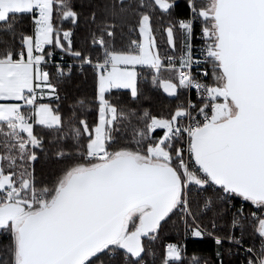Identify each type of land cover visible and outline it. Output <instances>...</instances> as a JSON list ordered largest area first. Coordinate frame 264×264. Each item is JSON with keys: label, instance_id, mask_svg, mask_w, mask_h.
<instances>
[{"label": "trees", "instance_id": "obj_1", "mask_svg": "<svg viewBox=\"0 0 264 264\" xmlns=\"http://www.w3.org/2000/svg\"><path fill=\"white\" fill-rule=\"evenodd\" d=\"M162 1L170 4L168 9L162 8L156 0H53L54 43L46 47L43 54L48 56L53 49L54 59L62 61L63 66L61 71L54 64L43 66L50 71L48 82L56 93L48 103L60 116V124L50 127L34 122L29 136L10 123H0L1 172L11 176L16 188L14 197L19 193V199L30 200L33 195H42V200L49 204L69 174L100 160L101 156L89 157L100 120L99 70L86 62H104L113 54L132 51L140 42L139 29L145 17L150 19L162 63L156 68H138L136 96L120 89L106 94L108 104L114 108V118L104 130V146L109 157L124 152L135 156L146 153L149 143L162 133L161 128L151 130L152 122L174 118L188 102V90L180 84L177 71L163 67V63L169 55L180 62L186 53L188 38L185 40L181 25L191 16L190 0ZM205 4L206 0H198L195 5L202 27L209 26L203 15ZM34 15L33 12L11 13L0 22V60H17L24 56V41L35 31ZM169 29L174 32L173 44ZM64 31L71 32L68 43L63 40ZM60 45L65 49H56ZM216 72L220 69L212 73L213 84ZM22 110L26 113L27 108ZM196 167L203 181L191 182L188 187L193 219L221 241L213 237L186 238L189 232L184 216L174 207L153 230V237L152 234L143 237L140 256L134 257L122 248L110 246L88 264H245L243 253L224 240L239 233L238 228L233 227L231 203H239L243 198L214 184ZM173 169L182 183L181 170L176 166ZM245 205L239 229L244 241L258 248L264 241L260 217L254 214L252 201L245 200ZM41 206L38 200L33 208ZM168 243L181 248L180 260L168 259ZM0 264H16L10 223L0 230Z\"/></svg>", "mask_w": 264, "mask_h": 264}, {"label": "water", "instance_id": "obj_2", "mask_svg": "<svg viewBox=\"0 0 264 264\" xmlns=\"http://www.w3.org/2000/svg\"><path fill=\"white\" fill-rule=\"evenodd\" d=\"M214 1L222 96L237 112L194 134V157L216 185L264 203V0ZM180 189L172 166L131 154L74 171L48 205L22 222L19 264H84L119 240L129 213L142 206L150 210L140 229L157 228Z\"/></svg>", "mask_w": 264, "mask_h": 264}, {"label": "rangeland", "instance_id": "obj_3", "mask_svg": "<svg viewBox=\"0 0 264 264\" xmlns=\"http://www.w3.org/2000/svg\"><path fill=\"white\" fill-rule=\"evenodd\" d=\"M157 3L164 9H168L170 4L164 2L162 0H156ZM52 3L53 0H0V22L6 20L11 13H25L32 11V4L40 5L41 11L47 13V17L43 19V21L39 24H36V38L33 36H28L26 38V47L28 51V55L32 53L34 48V44L37 46H43L45 49L48 46H51L54 43V28L52 25ZM205 10L203 15L206 16L208 27L207 33L210 38H212L213 43L217 40L216 34V23L213 18V13L216 7V3L214 0H206V4L204 5ZM182 30L185 34V40L188 38L187 26L185 24L181 25ZM140 33V43L142 48L137 51V49H133L130 52L126 53H118L112 55V61L110 67H108L105 71H102L99 68V78H98V101L100 102V120L98 126L94 131V139L90 145L91 154L89 157H93V155H101L99 161L94 164L84 165L79 167L77 170H84L91 167H95L103 161L109 160L108 151L105 149L104 140H105V126L106 124H110L114 118V108L110 106L106 100V94L112 90H129L133 96L137 95V86H138V68L139 67H158L160 63H162L161 58L158 54V50L155 45V39L151 32L150 28V19L149 17H145L142 21V24L139 29ZM173 30L169 29L171 44H173ZM63 40L65 42H70V34H63ZM64 46L60 45L56 47V49H63ZM65 49V48H64ZM53 50V49H52ZM49 50V53L52 52ZM24 59V56L21 57ZM38 68L36 70L35 76L37 80H41L44 75L42 74L41 65H37ZM32 72L30 68L25 66H14L5 62H0V100L1 99H12V98H20L24 100V97L30 95V92H33V79ZM45 78V77H44ZM215 84H214V97L217 99L218 97H222L215 104L213 118L214 122H220L228 119L231 116H234L237 112L236 105L229 99L222 96V90L225 85V78L222 72H216L215 76ZM51 86V90H52ZM28 93L25 94V92ZM32 95V94H31ZM54 95V92L50 93L49 96ZM28 98V97H27ZM47 99L43 101H38L36 103L37 108V120L38 124H42L45 126L55 127L60 124V116L54 112L51 105L48 103ZM6 99V100H7ZM29 101V99H28ZM6 115H0V119H4V121H8L12 126L21 128L25 132H32L33 123L24 122L23 119L17 117V113L22 111L21 109H17L16 106L10 104ZM167 121L155 119L151 124V130L155 131L159 128H166ZM31 141L33 139L31 138ZM27 142H29L27 140ZM154 142L152 140L149 145ZM147 146V151L148 147ZM143 153L141 155H137L139 161H149L155 163V160L148 155V152ZM123 154V153H122ZM124 154H131L130 152H124ZM162 162V161H161ZM159 163V162H157ZM1 171V167H0ZM73 171V172H74ZM2 174V172H0ZM70 175V174H69ZM66 177V179L69 177ZM190 182L202 183L203 178L199 176L197 173L190 177ZM65 179V180H66ZM64 180V181H65ZM63 184V183H62ZM61 184V185H62ZM183 184V181L182 183ZM14 183L9 176L0 175V191L3 189H8L13 187ZM5 193V192H2ZM6 194V193H5ZM7 195H3L0 192V230L6 226L7 224H11L13 228V238H14V254H15V263L19 264L20 256L18 254V239H19V228L24 221L25 217L31 213L39 210L40 208L48 205L47 201L39 199V202L42 203V206L39 208H28L24 206L20 202V200L16 201L14 199V194L7 197ZM38 197V196H37ZM36 195H33L30 199L31 201H38ZM10 199V200H9ZM25 200V198H21V201ZM35 203V202H34ZM178 203V202H177ZM34 207V206H33ZM176 207V205H175ZM150 208L148 206H142L131 213L126 218L124 231L115 243L110 246H115L124 249L128 254L138 257L142 253V244L143 237L146 235H151L154 231H144L140 229V218L146 212H148ZM139 227V228H138ZM262 236H264V229L261 232ZM154 234L151 236L153 237ZM110 246H106L100 252L90 257L84 264H88L94 257L100 254L102 251L108 249ZM168 259L180 260L181 258V249L175 245L172 250L167 251Z\"/></svg>", "mask_w": 264, "mask_h": 264}, {"label": "built area", "instance_id": "obj_4", "mask_svg": "<svg viewBox=\"0 0 264 264\" xmlns=\"http://www.w3.org/2000/svg\"><path fill=\"white\" fill-rule=\"evenodd\" d=\"M197 1L198 0H190L191 16L183 23L187 26L188 33V43L186 45L185 55L182 60L180 58V62L175 56L169 55L163 63V67L177 71L180 84L185 86L188 90L189 100L183 108L177 112L174 118L166 120L168 126L166 128H161V135L149 145L147 152L155 162L167 164L172 167L176 166L182 172L183 184H181L176 208L183 214L185 223L187 224V230L189 233L186 238L194 237L197 239H203L205 237H213L216 241H221L219 237L212 235L209 231L195 222L188 202V187L191 183L190 177L196 174V165L198 166L193 152V136L199 129L214 122L213 112L215 104L219 99V97L217 99L214 97L215 89L214 84L211 82L212 73L220 69V62L215 47L216 42L214 45L212 39L207 33L208 29L202 27L195 6ZM33 13L35 14L34 21L36 23L41 22L45 17V13L36 10H34ZM196 27H199V30H196ZM141 48L142 45L140 42L135 44V49H137V51ZM111 61L112 56L104 62L92 63L91 61H87L86 63H91L96 66L98 70L101 68L102 71H105L110 67ZM47 64L56 65L60 71L62 70L63 65L62 61L54 59L52 52L49 53L48 56L43 54V61L41 63L42 74L49 84L48 77L50 71L47 67L43 66ZM53 92L54 95L51 98L56 95L55 88ZM37 100L38 95L37 92L34 91L32 101L35 103ZM17 117L23 119L24 122H33L32 113L26 114L20 112L17 114ZM96 156L101 155H93V157ZM2 192H5L6 195L13 193V191L7 192L5 190ZM42 198V195H38L37 200ZM242 198L243 200L239 203H231V207L234 209L232 216L233 227H237L239 233L236 237L224 240L225 242L234 244L237 248V252L243 253L246 258L245 264H264V241L260 243L258 248H254L244 241L242 230L239 229L242 226V219L245 213V200L254 203V214L260 217V226L264 223V203L256 202L244 197ZM20 202L28 208H33L35 204V200H20ZM174 246V243H168L166 245L167 251L172 250ZM169 260L175 259L169 258Z\"/></svg>", "mask_w": 264, "mask_h": 264}, {"label": "crops", "instance_id": "obj_5", "mask_svg": "<svg viewBox=\"0 0 264 264\" xmlns=\"http://www.w3.org/2000/svg\"><path fill=\"white\" fill-rule=\"evenodd\" d=\"M32 5H33L32 6V11H30V12H33L34 10H36L38 12L45 13L44 11H41L40 5H37V4H32ZM45 17H47V13H45ZM43 19H42V21H43ZM41 22H39V23H41ZM39 23H36V24H39ZM53 30L55 31V29H53ZM67 33H69L71 35V32L70 31H64L63 32L64 35L67 34ZM32 36L34 38H36V31H34V34ZM25 41H26V39H25ZM25 41H24V45H25L24 59L19 58L17 60H13V59L9 58V59L0 60V62H5V63L11 64V65H14V66H17L18 65V66H25V67L30 68V71L32 72V75H33L32 76V79H33V92H30V95L29 94L27 95L28 98L27 97H24V100H22L20 98H12L10 100L7 99V98H6L7 100L6 99H1L0 100V115L5 116L6 113H7V111H8L7 108H9L8 106L10 104H13L14 106L17 107V109H21L22 110L23 108H27L26 114L27 113H32V115H33V122H31V123H34L37 120L36 103L38 101H41L43 103H46L43 100L44 99H47L48 97H52L53 96V95L52 96H49V95H50V93H52L54 91V88H52V90H51V86L52 85L51 84H48L47 81H46V79L44 77L41 80H37L36 79V76H35L36 70L38 68L37 65L38 64L41 65V63L43 61V54H42V51L44 50L43 49V46L38 45V44L36 46L34 44V48L32 50L31 56H30V54L28 55V51H27V47H26V42ZM34 91H36L37 92V95H38V100L35 103L32 101V97H33ZM26 93H28V91H26L25 94ZM28 99H29V101H28ZM20 112L25 113L23 110L22 111H19L18 113H20ZM1 122L9 123L8 121H4L3 118L0 119V123ZM18 130L21 131V132H25L21 128L20 129L18 128ZM25 133L29 134V136H30V133L31 132L30 133L25 132ZM0 167H1V161H0ZM0 175H3V174L0 173ZM5 176H8V175H5ZM9 177L11 178V176H9ZM3 190H5L7 192L8 191H13V193H11V194H9V195H7L5 197V199L7 200V197H9V196H11L12 194L15 193L16 188H15V186H13V187L8 188V190H6V189H3ZM3 190H1L0 192H2ZM3 195H6V194L3 193ZM14 199H16V201L21 200L17 196H15ZM262 227H264V223L261 224V226H260V232H261Z\"/></svg>", "mask_w": 264, "mask_h": 264}]
</instances>
